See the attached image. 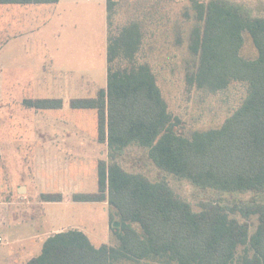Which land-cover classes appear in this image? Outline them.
Returning <instances> with one entry per match:
<instances>
[{
    "label": "trees",
    "instance_id": "trees-1",
    "mask_svg": "<svg viewBox=\"0 0 264 264\" xmlns=\"http://www.w3.org/2000/svg\"><path fill=\"white\" fill-rule=\"evenodd\" d=\"M124 0H107V88L95 98L74 99L73 109L98 114V141L108 160L98 163V192L74 195L73 202L108 203L115 243L95 247L85 233L67 230L46 239L27 264H264V15L236 0H190L196 26L189 51L198 60L187 84L207 94L233 83L247 87L241 106L219 129L180 130L148 61L140 58L147 29L132 21L112 32ZM60 0H0V5L56 4ZM244 33L259 57L241 55ZM126 63L121 68L119 65ZM30 108L62 109V99L26 100ZM137 146L161 172L220 195L253 194L246 210L202 203L195 212L165 181L127 171L126 150ZM42 202L61 203L62 194ZM241 212L242 219L233 217ZM254 217L255 229L247 221ZM117 219V220H115ZM120 226L116 227L115 224Z\"/></svg>",
    "mask_w": 264,
    "mask_h": 264
},
{
    "label": "rangeland",
    "instance_id": "rangeland-1",
    "mask_svg": "<svg viewBox=\"0 0 264 264\" xmlns=\"http://www.w3.org/2000/svg\"><path fill=\"white\" fill-rule=\"evenodd\" d=\"M236 1L254 15H264V0ZM106 5L107 0L0 5V225L5 226L9 241L0 244V264H26L34 257L35 244L52 229L82 230L95 247L115 243L108 203L72 200L74 195L97 194L98 163L108 160L107 145L94 143L97 111L69 105L74 99L95 98L107 88ZM132 21L142 22L147 29L140 58L156 75L169 112L180 119L179 130L190 137L197 131L219 129L241 106L247 87L233 83L226 91L210 95L188 86L186 77L198 65L189 51L196 26L190 0H124L113 18L112 32ZM244 39L241 55L257 59L259 51L250 34L244 33ZM60 98L65 102L62 109L39 110L25 104L31 99ZM77 127L74 136L56 132ZM122 157L127 171L167 182L195 212L202 203L214 201L244 211L255 197L201 190L161 172L147 151L137 146ZM46 194H62L64 201L44 203L41 197ZM259 198L264 202V195ZM236 213L233 217L242 219L241 212ZM6 216L21 225L2 223ZM247 221L253 231L255 218ZM22 235L25 240H18Z\"/></svg>",
    "mask_w": 264,
    "mask_h": 264
},
{
    "label": "crops",
    "instance_id": "crops-1",
    "mask_svg": "<svg viewBox=\"0 0 264 264\" xmlns=\"http://www.w3.org/2000/svg\"><path fill=\"white\" fill-rule=\"evenodd\" d=\"M60 99H62V98H60ZM63 100V99H62ZM64 101V100H63ZM70 104V103H69ZM64 105H65V102H64ZM79 128L77 127V128H75V129H72V130H63L62 128H60V129H58V130H56V132L57 131H63V132H61V135H62V137H63V135L64 134H66L68 137L69 136H74V135H76L77 133V130H78ZM79 132V131H78ZM97 137H98V135H97ZM97 137H96V139L94 140V143H99V141H98V139H97ZM51 142V141H50ZM51 143H53V142H51ZM56 143H62V141H58V142H56ZM87 143H91V142H88L87 141ZM100 144V143H99ZM102 145H104V144H102ZM13 187V186H12ZM10 190H11V192H13V188H10ZM22 190H23V188H22ZM44 203H46V202H44ZM14 204V203H13ZM13 204H11V205H13ZM51 204V203H50ZM103 204H106V203H103ZM45 205V204H44ZM14 206H17L16 204L14 205ZM18 206L19 207H22L23 205H19L18 204ZM7 215V214H6ZM1 220H2V223H16L17 224V226H19V225H21V221L20 220H18V221H13V220H11V218H9V217H7L6 216V218L4 219H2L1 218ZM71 229H76V230H79V229H77V228H59V229H52V230H50V231H48L47 232V234H46V236H45V238L43 239V240H41L42 242H39V244H38V246H36L37 244H35V246H34V248H33V253H32V255L34 256V257H32L29 261H31L32 259H34V258H36L37 256H39L40 254H41V252H42V248H43V245H44V243H45V241H46V239L47 238H49V237H51V236H53V235H55V234H58V233H61V232H64V231H67V230H71ZM79 231H82V230H79ZM5 232H6V228H5V226L3 225V224H1L0 225V235L2 236V238L4 239V244L3 245H8L9 244V241H8V239H7V237H6V235H5ZM83 232V231H82ZM84 233V232H83ZM24 237V235H22V236H20V237H18V240H25V238H23ZM23 238V239H22ZM17 242H19V241H17ZM31 251V252H32ZM28 261V262H29ZM27 262V263H28ZM26 263V264H27Z\"/></svg>",
    "mask_w": 264,
    "mask_h": 264
},
{
    "label": "built area",
    "instance_id": "built-area-1",
    "mask_svg": "<svg viewBox=\"0 0 264 264\" xmlns=\"http://www.w3.org/2000/svg\"><path fill=\"white\" fill-rule=\"evenodd\" d=\"M0 244H4V239L2 238V236L0 235Z\"/></svg>",
    "mask_w": 264,
    "mask_h": 264
},
{
    "label": "water",
    "instance_id": "water-1",
    "mask_svg": "<svg viewBox=\"0 0 264 264\" xmlns=\"http://www.w3.org/2000/svg\"><path fill=\"white\" fill-rule=\"evenodd\" d=\"M20 192H22V189H21V191H20ZM119 225H120L119 223H116V224H115V226H116V227H118Z\"/></svg>",
    "mask_w": 264,
    "mask_h": 264
}]
</instances>
